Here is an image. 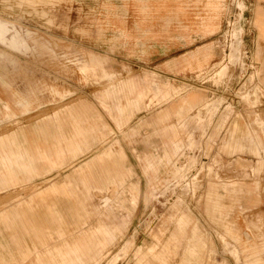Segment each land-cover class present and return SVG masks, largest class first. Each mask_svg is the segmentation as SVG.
<instances>
[{"label":"rangeland","instance_id":"374dc122","mask_svg":"<svg viewBox=\"0 0 264 264\" xmlns=\"http://www.w3.org/2000/svg\"><path fill=\"white\" fill-rule=\"evenodd\" d=\"M263 8L262 0H0V99L33 107L12 118L0 110V135L83 105L88 122L87 150L0 190V214L54 183L74 195H49L62 209L82 197L81 262L22 257L1 223L0 254L20 264H264ZM205 49L211 56L198 67L192 56ZM146 75L180 93L165 102L146 89L119 113L125 98L107 91L128 79L145 88ZM190 91L203 98L198 108L155 119ZM231 136L241 139L236 149L227 148ZM171 141L180 142L175 153ZM108 150L123 154L125 183L113 189L96 172L85 186L76 169ZM101 181L106 189L94 188ZM39 247L66 245L53 236Z\"/></svg>","mask_w":264,"mask_h":264},{"label":"crops","instance_id":"0c3cea01","mask_svg":"<svg viewBox=\"0 0 264 264\" xmlns=\"http://www.w3.org/2000/svg\"><path fill=\"white\" fill-rule=\"evenodd\" d=\"M6 1V0H3ZM264 2V0H262ZM261 14L257 17L261 23V38L264 40V8L260 9ZM1 18V16H0ZM210 49H205L199 54L192 56V62L198 67H202L210 58ZM90 59L93 66L100 63L97 55L91 54ZM192 64L189 63V66ZM89 68L82 69L83 72ZM144 80L147 82L145 88L140 87L134 79L121 81L113 85L108 91V96L122 95L127 105L122 106L119 101L115 104L116 110L123 114L129 105L136 106L144 97L146 89L154 90L155 94L162 95L165 102L171 100L180 92L170 84H159L150 75H146ZM203 102V98L196 91H190L182 95L178 100L170 103L155 119H163L170 114L175 113L178 117L183 111H192ZM0 110H3L6 118L24 116L33 109L32 102L24 97L17 99H0ZM17 109H16V108ZM87 111L86 106H81L77 110L69 108L65 113L58 112L49 118H43L39 122L28 128H17L9 133L0 135V190L15 186L22 181L31 180L34 175L40 174L42 170L49 171L56 166H61L67 156L75 157L88 148L84 142V132L88 129L87 120L83 117ZM63 114V115H62ZM122 120L116 121L117 125ZM227 148L236 149L239 147L240 138L230 137ZM174 145V153L178 150L180 142L171 141ZM169 157V156H168ZM108 161V162H107ZM98 167V168H97ZM105 176V183L112 185L113 189L123 186L125 177L129 170L123 165V154H115L111 150L102 152L91 162L83 167L76 169V174L85 186L90 185V180L94 174ZM24 178H19V175ZM67 184H51L35 197H31L26 202H20L10 207L0 214V223L4 229L8 230L10 241L18 249L22 257L36 254V257H53L59 254L62 257L74 256V260L80 261L84 250L79 242L86 239L85 232H82L83 220L87 213L85 209V200L77 196V201L69 205L67 210L61 208L56 200H50L49 195L68 192L70 196L73 193L67 189ZM98 190L106 189L101 181V185L94 187ZM241 190V188H239ZM136 196H133L132 203H135ZM106 200L104 201V203ZM67 211V212H66ZM181 223H186L183 220ZM80 231L77 243L71 246L69 238ZM237 240H240V234H234ZM53 236L63 240L66 248L47 249L44 252L39 246H44ZM247 237V235H246ZM9 246L12 245L9 242ZM4 248L0 239V249ZM256 251L255 248H248L246 251ZM149 251H151L149 249ZM9 258L0 254L1 264H20L16 261L14 254L6 251ZM21 259V257H20ZM109 264H115V259Z\"/></svg>","mask_w":264,"mask_h":264}]
</instances>
